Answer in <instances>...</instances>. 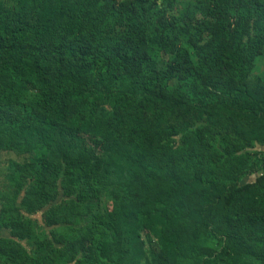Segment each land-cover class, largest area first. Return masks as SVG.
<instances>
[{
    "label": "trees",
    "instance_id": "trees-1",
    "mask_svg": "<svg viewBox=\"0 0 264 264\" xmlns=\"http://www.w3.org/2000/svg\"><path fill=\"white\" fill-rule=\"evenodd\" d=\"M264 0H0V264H264Z\"/></svg>",
    "mask_w": 264,
    "mask_h": 264
},
{
    "label": "rangeland",
    "instance_id": "rangeland-1",
    "mask_svg": "<svg viewBox=\"0 0 264 264\" xmlns=\"http://www.w3.org/2000/svg\"><path fill=\"white\" fill-rule=\"evenodd\" d=\"M256 148L264 151V146L263 147L257 146ZM13 157H14V155L11 153H6V152L0 151V175L2 174L3 164H4L5 160L13 158Z\"/></svg>",
    "mask_w": 264,
    "mask_h": 264
}]
</instances>
